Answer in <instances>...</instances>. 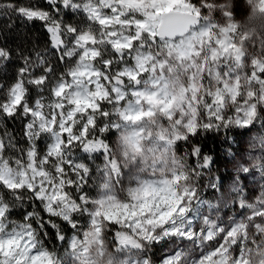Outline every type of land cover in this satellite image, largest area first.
Here are the masks:
<instances>
[{
  "label": "snow or ice",
  "instance_id": "1",
  "mask_svg": "<svg viewBox=\"0 0 264 264\" xmlns=\"http://www.w3.org/2000/svg\"><path fill=\"white\" fill-rule=\"evenodd\" d=\"M44 3L0 0L47 34L0 44V264H264V0Z\"/></svg>",
  "mask_w": 264,
  "mask_h": 264
},
{
  "label": "trees",
  "instance_id": "2",
  "mask_svg": "<svg viewBox=\"0 0 264 264\" xmlns=\"http://www.w3.org/2000/svg\"><path fill=\"white\" fill-rule=\"evenodd\" d=\"M22 2H27V0H22ZM35 2V0H34ZM41 6H47L44 3V0H39ZM10 23L7 17H0V44L7 43L12 48H15L17 44L21 43V39H27L29 41V45L32 40H35L37 44L43 47L47 42V34L44 32L39 22H35L32 25H27L25 22H22L19 19H16L14 26L9 29L7 25ZM19 64L18 60H14L7 66V72L10 74L14 71L15 66ZM9 77L0 71V79H8ZM20 125L17 124H9V128L18 130ZM202 144L204 145V150L212 151L213 153L217 152L221 147L219 141L215 140L211 135L204 138L202 140ZM70 235V231L68 232Z\"/></svg>",
  "mask_w": 264,
  "mask_h": 264
},
{
  "label": "rangeland",
  "instance_id": "3",
  "mask_svg": "<svg viewBox=\"0 0 264 264\" xmlns=\"http://www.w3.org/2000/svg\"><path fill=\"white\" fill-rule=\"evenodd\" d=\"M238 4H239L238 13L241 15L246 14L247 8L244 5V0H238ZM250 135H251V133H249V132L245 133V136H244L245 141H247V139L250 137ZM250 191H254V190L250 189ZM157 254H159V253H157Z\"/></svg>",
  "mask_w": 264,
  "mask_h": 264
}]
</instances>
